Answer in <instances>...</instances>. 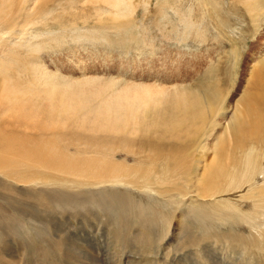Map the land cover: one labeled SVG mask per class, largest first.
I'll return each mask as SVG.
<instances>
[{
	"label": "bare ground",
	"instance_id": "1",
	"mask_svg": "<svg viewBox=\"0 0 264 264\" xmlns=\"http://www.w3.org/2000/svg\"><path fill=\"white\" fill-rule=\"evenodd\" d=\"M178 2H171L173 9H176ZM166 3L158 8L159 15H166ZM206 3L202 0L201 8H205ZM2 4L0 0V7L4 6ZM101 4L107 8H96V15L108 14L113 24L107 26L104 22V25L92 27L83 34L74 30V34L82 36L81 40L85 38L89 42L107 44L119 40L122 43L126 39L130 41L132 36L137 38L133 35L135 24L124 22L135 4L129 0H102ZM36 11L39 12L38 18L42 16L45 20L53 13L50 8ZM178 16L187 35H190L195 24L186 15L178 13ZM1 18L0 42L5 46L8 43L1 39V27L8 19L5 21ZM121 19L123 22L116 24ZM15 22L8 21L6 24L17 28ZM30 23L29 19L22 21L21 27L25 30ZM58 30L61 37L54 38L58 43L64 40L65 32L72 31L66 25ZM109 30L119 37L114 38V33L111 34ZM17 31L15 29L8 41L16 42ZM134 39L133 42H136ZM13 46L8 55L10 63H5V55L2 61L0 57L1 181L4 179L17 185H34L38 189L53 191L47 193L40 190L30 197H34L46 209H50L51 205L61 214L70 207L76 210L79 207L93 210L97 207L110 210V215L116 206L121 212L120 217L136 219L137 223L153 232H156L160 221L164 223L162 232L170 225L171 214L166 210L167 204H170L171 208L180 211L183 218L192 219L202 231L203 241H214L216 244L219 240L232 241L245 251L251 247H264L261 242L264 239V152L261 158L257 154L264 148V115L260 110L247 106L250 102L246 98L243 99L246 105L242 111L239 103L234 109L226 107V100L221 101L215 92L205 90L201 82L197 88L183 86L170 90L156 85L116 82L111 78L64 79L45 70L37 61L22 60ZM30 48L40 47L36 43ZM17 71L21 74H17ZM254 77L255 81L244 96L250 95L248 98L261 103L264 79L259 80L258 75ZM204 93L207 101L217 100L222 106L218 109L220 111L205 110ZM209 114L213 120L219 117V122L210 133L199 127L209 121ZM42 115L55 117L51 119L56 122L55 125H50L46 130L50 134H43V127L38 128L40 135L36 137L17 132V122L22 118ZM71 121L73 125L80 124L82 127L79 132H70L75 137L67 133V129L72 127L69 126ZM221 125L222 133L214 134ZM242 129L246 130L249 139ZM231 133L237 140V146L230 152L223 139L217 143L219 137ZM49 135L61 137L62 144L53 145L49 139L48 144L52 147L29 149L32 140ZM228 141L231 143L230 138ZM74 147L77 149V159L71 157L70 149ZM119 155L123 156L122 160L118 158ZM19 156L24 158L20 159ZM5 184L0 182V188L10 191L9 187H14L13 184ZM19 189L17 192L23 191ZM0 200L4 201L1 195ZM64 200L68 202L64 203ZM3 205L0 203V230L5 235L2 227L9 225L10 220L1 216ZM245 225L250 229L248 235L242 232ZM179 226L177 237L183 241L182 234L189 226L186 221ZM32 230L42 232L41 228ZM121 230L116 233L118 240L122 236ZM159 233L160 230L154 233L155 237ZM51 237V234L40 236V243H47V247L40 250L43 255L52 256L55 252L65 259L60 250H67L80 257L81 253L74 252L83 250L72 238L73 245H70L65 243L62 235H56L59 240ZM69 245L74 248L71 249ZM56 264L59 263L56 261Z\"/></svg>",
	"mask_w": 264,
	"mask_h": 264
},
{
	"label": "rangeland",
	"instance_id": "2",
	"mask_svg": "<svg viewBox=\"0 0 264 264\" xmlns=\"http://www.w3.org/2000/svg\"><path fill=\"white\" fill-rule=\"evenodd\" d=\"M100 1L102 0H2L4 6L0 7L1 19L16 21L17 28L7 25L8 21L1 27V39L8 43L3 46L0 42L1 61L5 55V63H10L9 50L15 45L13 50L16 48L22 60L37 61L36 63H40L45 70L64 79L73 78L72 80L76 81L93 77L102 80L111 78L116 82L156 85L170 90L184 87L193 89L202 83L205 90L215 92L221 101L226 100V107L234 109L239 103L243 111L246 105L243 99L246 98L250 102L247 106L260 110L264 115V91L261 94V103L248 98L250 95L244 96L255 81L254 76L258 75L259 80L264 79V0H205V8L200 6L202 0H179L177 10L173 9L171 4L174 0H129L135 5H132L131 14L124 18V22L131 21L135 24L134 34L131 33L137 36L138 41L132 35L129 37L136 42L126 39L122 43L119 40L120 43L107 44L100 41L89 42L85 38L81 40L82 36L74 33L80 31L83 34L85 30L104 25V22L107 26L113 24L108 14L96 15L98 8H107L104 4L100 5ZM162 2H167L165 16L158 13ZM42 8L53 9V13L47 15L46 20L42 16L38 18L39 12L36 10ZM32 12L37 15L35 18ZM178 13L190 17L195 24L190 35H187ZM27 18L31 23L24 30L21 23L28 20ZM117 22L116 24H119L123 19ZM65 25L72 31L65 32L64 40L58 43L54 38L61 37L58 29ZM15 29L18 30L17 40L11 43L8 40ZM109 32L114 33V38L119 37L113 30ZM165 34H169V37ZM36 43L39 44V49H29ZM18 72L17 74H21ZM204 96L205 93L203 98L206 111H220L218 109L222 106L216 99L207 101ZM44 115L22 118L17 122V132L36 137L40 135L38 128L43 127V134H50L46 130L50 125H55L56 122L51 120L55 117ZM208 120L199 127L210 133L219 122V117L213 120L209 114ZM69 126L72 127L67 129L68 136L75 137L70 132L82 130L80 124L73 125L72 121ZM222 130L223 125L217 127L213 133L220 134ZM242 130L249 139L246 130ZM219 138L217 145L223 139L227 142L230 152L237 146V140L232 133ZM49 139L53 145L62 144L61 137L40 136L31 141L29 149L34 150L37 146L52 147L53 145L48 144ZM70 151L71 157L77 159V149L74 147ZM263 152L264 148L257 152L260 158ZM118 158L122 160L123 156L119 155ZM92 170L95 171L93 166ZM0 182L2 185L6 183L14 186L9 187L10 191L0 188V195L4 199L0 200V203L4 204L1 216L10 220L9 225L2 227L6 234L3 235L0 230V264H56V261L59 264H264L263 246L257 249L247 246L245 251L238 243L232 241L227 243L225 240H219L217 244L214 241H203L202 231L194 225L192 219L183 218L180 211L171 208L170 204L166 206L172 218L170 225L162 232L164 223L160 221L156 232H153L137 223L136 219L120 217L121 212L116 206L112 208L110 215V210H100L97 207L94 210L90 207H79L77 210L70 207L61 214L51 205L50 209H46L38 200L30 197L40 190L47 193L53 191L38 189L34 185L18 186L4 179ZM18 188L23 191L17 192ZM65 202L68 201L64 200ZM39 208H42L41 211H38ZM28 221L32 228H41L42 232L33 231ZM185 221L189 229L182 234L183 241H179L178 228ZM119 230L122 236L120 235L118 240L116 233ZM159 230L161 233L155 237L154 233ZM242 232L248 235L250 229L245 225ZM50 234L56 240H59L56 235H62L65 243L70 245H73L71 238L79 243L83 251L74 253H81L80 257L67 250H60L65 259L58 257L55 252L52 256L43 255L40 250L47 247V243H40V236ZM261 242L264 243V239Z\"/></svg>",
	"mask_w": 264,
	"mask_h": 264
}]
</instances>
